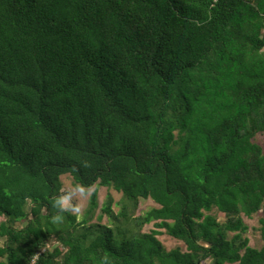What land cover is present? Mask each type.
I'll list each match as a JSON object with an SVG mask.
<instances>
[{
  "label": "trees",
  "instance_id": "trees-1",
  "mask_svg": "<svg viewBox=\"0 0 264 264\" xmlns=\"http://www.w3.org/2000/svg\"><path fill=\"white\" fill-rule=\"evenodd\" d=\"M263 132L264 0H0V264H264ZM65 174L159 206L122 235Z\"/></svg>",
  "mask_w": 264,
  "mask_h": 264
},
{
  "label": "rangeland",
  "instance_id": "rangeland-1",
  "mask_svg": "<svg viewBox=\"0 0 264 264\" xmlns=\"http://www.w3.org/2000/svg\"><path fill=\"white\" fill-rule=\"evenodd\" d=\"M255 140L263 147L264 149V132L259 133ZM63 180V193L64 195L70 196V207L69 209L77 214L78 218L81 220L87 213V210L90 206L91 196L94 190L98 192L97 198V207L94 210V221L99 220V217L102 216L101 220L103 223L110 225L114 228L117 233L125 235L135 230V225L133 223V218H136L153 207L159 206L152 198H139L133 199L125 196L122 192H119L108 186H102L95 184L93 187L84 188V192L77 190V184L75 183L73 177L70 174H65L62 176ZM113 197V202L111 205L112 214H108L104 211V208L108 204L109 198ZM77 209H79L77 211ZM122 211H127L128 217L125 219L116 218L120 216ZM264 212L260 211L255 213L252 217L245 216V220L249 226V229L246 233V236L250 238L251 245L256 247H261L264 244V241L261 236V223L260 218L263 216ZM2 218L0 217V220ZM155 228V222L152 221L143 226V231H150ZM159 236L162 242L168 249L175 248L177 246L185 248V245L182 241L168 235L165 230Z\"/></svg>",
  "mask_w": 264,
  "mask_h": 264
},
{
  "label": "clouds",
  "instance_id": "clouds-1",
  "mask_svg": "<svg viewBox=\"0 0 264 264\" xmlns=\"http://www.w3.org/2000/svg\"><path fill=\"white\" fill-rule=\"evenodd\" d=\"M77 190L80 191V192H84V188L83 187H80L78 186L77 187ZM54 204L56 207L60 208L61 210H65L67 208H69L71 205H70V196L69 195H64V196H60L59 198H57L55 201H54ZM79 209H77L78 211ZM61 217L60 216H55L53 219L54 220H59ZM104 261L107 262L108 261V257L105 256L104 258Z\"/></svg>",
  "mask_w": 264,
  "mask_h": 264
}]
</instances>
